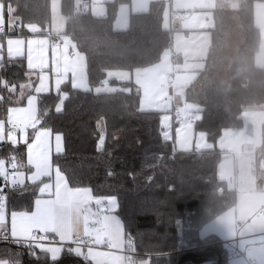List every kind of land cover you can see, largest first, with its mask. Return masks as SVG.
Masks as SVG:
<instances>
[{
  "label": "trees",
  "instance_id": "16d2710c",
  "mask_svg": "<svg viewBox=\"0 0 264 264\" xmlns=\"http://www.w3.org/2000/svg\"><path fill=\"white\" fill-rule=\"evenodd\" d=\"M88 1V0H87ZM240 0L239 8L219 5L213 11L215 26L206 64L196 79L185 87L186 101L199 107L196 131H205L215 142L225 128L243 124L242 111L248 105H264V65L255 63L261 32L254 20V2ZM19 17L15 34H32L29 26L46 34L52 19L51 0H3ZM108 3L105 16L94 15L77 0H61L67 18L65 35L87 59L90 89L66 83L59 91L38 94L41 126L60 132L64 151L53 152L52 164L72 187H88L94 195L117 199V210L125 236L136 241L135 258L150 264H229L219 237H200L202 225L235 204L237 191L218 177L221 151L177 148L174 139L163 136L161 110H142L141 92L133 81L111 78L115 91L94 90L104 83L108 70L133 71L158 62L173 44V28L165 25L166 1L154 0L147 11L130 14L125 29L113 26L119 3ZM242 42L232 69L223 75L230 44V29L236 22ZM29 69L20 59L0 61V119L17 101ZM36 80V79H35ZM6 82L9 88L3 87ZM15 91H10L12 86ZM32 92L34 89L31 90ZM66 98L58 112L61 94ZM103 121V127L98 122ZM174 126V123H173ZM101 138L103 142L101 143ZM26 144L0 143V158L15 152L25 158ZM38 185V183L36 182ZM35 189H11L6 209L30 211ZM66 246L56 264H93ZM36 252V253H35ZM0 259L19 264H52L50 255L34 247L0 241Z\"/></svg>",
  "mask_w": 264,
  "mask_h": 264
},
{
  "label": "crops",
  "instance_id": "0c3cea01",
  "mask_svg": "<svg viewBox=\"0 0 264 264\" xmlns=\"http://www.w3.org/2000/svg\"><path fill=\"white\" fill-rule=\"evenodd\" d=\"M113 1L88 0L84 4L81 0H77V8L85 5L94 15L105 16L108 3ZM153 1L129 0V2L119 3L113 21L114 28H127L130 14L147 11ZM165 1L166 15L164 23L168 28H173L172 47L165 49L160 60L152 65L133 71L127 69L108 70L104 83L95 87L94 90L101 92L118 89V85L110 82L111 78H116L120 81H133L141 92L140 108L142 110H162L164 113L162 108L165 106V110H168V113L173 116V123L174 113L177 110H183L194 121L199 117V107L186 101L184 97L185 87L196 79L206 64V57L212 43V28L215 26L214 9L224 4L230 6L232 0ZM51 14L52 19L48 33L37 34L36 32L39 28L31 25L29 29L32 34L26 36L15 34L19 27V17L13 13L9 6L4 4L3 0H0V25L5 28L9 35L4 40L0 38L1 48L5 57L9 58L7 41L11 39L14 42L11 45V58L22 60L29 69V75H32L33 92H35L39 82L40 73L43 72H48L54 76L53 87L50 90L59 91L62 85L66 83L76 88L79 85L80 89H90L86 70V56L77 49L75 42L64 33L67 18L62 12L61 0H51ZM254 20L261 32V43L255 55V63L258 66H263L264 1L254 2ZM57 36L61 40L58 45L55 44ZM17 40L23 41V43L17 45L15 43ZM29 55L32 58L31 68L29 67ZM55 70H60L62 73L54 75L53 72ZM58 79L62 80L59 90H57L56 86ZM31 90L21 99L33 93ZM19 92L17 93V98ZM64 97H66V94L62 93L61 99L63 98V102ZM58 106L63 107L61 100ZM241 115L243 119L242 126L237 129L225 128L215 142L209 141L205 131H197L195 137L188 140L175 138L174 143L177 148L185 150H206L217 147L221 151V159L217 168L218 177L226 182L229 189L237 191L235 204L205 222L200 228V237L215 235L219 237L224 246L228 242L232 243L237 253L232 258H229V264H264V216H257L259 209L264 206V105H248L243 109ZM183 124L184 122L181 125ZM196 139H199L200 144L196 142ZM260 159L262 167L259 165ZM53 167L55 166L53 165ZM27 169L31 170V167L27 165ZM24 184L37 191L34 198V207L29 212L35 211V201L37 199H48V194L42 195L39 191L40 184L29 182L27 176L24 178ZM51 184L54 191L55 181ZM68 187L88 188L72 187L69 183ZM91 195L101 198L104 204L107 203V197L96 196L92 191ZM117 206L116 204L112 213L108 214L119 219L123 226L122 220L116 212ZM91 207L95 209L96 206L93 203ZM23 211L25 210L9 212L5 208V225L10 235L11 213ZM123 233L124 239H126L124 227ZM48 234L54 240L38 243L46 247H60L62 251L71 244V241H61L59 236L54 233ZM71 247L74 249L76 246L72 245ZM36 248L41 250L38 247ZM93 248L95 251L125 255L124 252L110 249L107 246ZM83 251L86 253L87 248L86 250L83 249ZM48 255L51 254L48 253ZM88 261L95 264V261L91 259Z\"/></svg>",
  "mask_w": 264,
  "mask_h": 264
},
{
  "label": "snow or ice",
  "instance_id": "6c2138e0",
  "mask_svg": "<svg viewBox=\"0 0 264 264\" xmlns=\"http://www.w3.org/2000/svg\"><path fill=\"white\" fill-rule=\"evenodd\" d=\"M11 23V22H10ZM3 26L0 25V31ZM9 45V58H11V45L13 40L7 41ZM17 45L23 41H15ZM29 67H32L31 55L28 57ZM62 83L61 79L56 81L57 90ZM3 87L9 88V85L4 82ZM24 87L23 85L21 86ZM43 80H41V87L37 88V92L43 90ZM10 91H15V86L10 88ZM66 98V97H64ZM35 97L29 98L28 117L31 120V127L36 128L39 123L38 117L32 105ZM63 98L61 99V105ZM58 112L61 107L56 109ZM22 111L20 109H10L7 123L10 127L7 130V139L13 144L16 143L15 134L19 130L24 133L26 137V129L29 124L21 121L13 116V113ZM5 122L0 121V141L5 139ZM51 132L49 129L37 130L34 140V145H29L28 165H31L35 171L32 172L27 178L32 182H42V177L51 175V164L48 158V138ZM57 141V151H60L61 136L59 134L55 137ZM103 138H101V143ZM39 149L35 158L33 157V147ZM6 164L8 166H6ZM24 165L17 160L14 155H11L7 161L0 158V178L12 187H18L24 184V172L20 171ZM11 169V171L9 170ZM55 186L49 183H43L39 188L40 193L43 195L48 194V199H37L35 201V211H23L11 213V236L17 238L18 243H28L32 247V242L40 241L46 238V234L54 233L59 236L61 241H71L76 245L70 251L75 252L76 255L82 256L85 260H93L95 264H138L133 255H121L116 253H106L95 251L92 245H106L110 249H116L120 252L132 251V242L124 239L123 226L119 219L108 214L115 208V198H108L107 203L104 204L101 198L93 197L90 189L69 188L68 181L61 173L59 168L55 171ZM5 196L0 191V236L6 238V212H5ZM95 204V209L91 207ZM44 233V236L39 235ZM36 247L40 248L44 253H50L52 264H56L59 255L62 252L60 247H46L43 244L37 243ZM87 248V252L83 251ZM0 264H19L18 261L0 260ZM139 264H144L140 261Z\"/></svg>",
  "mask_w": 264,
  "mask_h": 264
},
{
  "label": "rangeland",
  "instance_id": "374dc122",
  "mask_svg": "<svg viewBox=\"0 0 264 264\" xmlns=\"http://www.w3.org/2000/svg\"><path fill=\"white\" fill-rule=\"evenodd\" d=\"M81 2H82V0H81ZM239 3H240V0H232V2L230 3V7L232 9H234V10H237L239 8ZM235 14L236 13H234V17L236 19V22L233 25V27L230 29V39L231 40H230V44H229L228 49H227L228 58H227V63L225 65V67H224V72H223L222 76H225V74L227 72H229L232 69V67L234 66L235 61H236V57H237L236 51H237V48L239 47V45L242 42L241 30L239 28V24L237 23V17H236L237 14L236 15ZM1 47H2V44H1V41H0V60H3L5 58V54L3 53ZM60 69H61V71H63L62 68H60ZM61 71L60 70H55L53 73H54V75H56L57 73H62ZM53 77L54 76L50 75V73H48V72L40 73V79H39V82H38V84H37V86L35 88V92L30 93L29 95H27V97H26V99H25V101L23 103L10 105L6 116L4 118L0 119V121H4L5 122V132H4L5 139L3 141H0V143L1 142H8V143H11L14 146L19 145V144H26L27 145V147H26L27 151H26L25 158H21V159L19 158L18 159V161H20L24 165V167L20 169V171L24 172V178H26V176L27 177L30 176L32 174V172L35 171V169L31 165H29L31 167V170H29V169L26 170L27 165H28L29 145H34V140H35V135H36L37 130L46 128V127L41 126L40 123H37L35 129L31 127V120L29 119L28 112L26 111V110L29 109L28 101H29V98H31V97H35L36 98L34 103H33V105H32V108L35 111V115L38 117V115H37L38 114V94L41 93V92H45L47 90L50 91V89L53 87ZM41 80H43L44 87H43V90L41 92H37L36 89L41 87ZM31 81H32V75H29L28 80H26L22 84L24 87L23 88L20 87V90H19L20 92L18 94L17 101H20L21 97H24L27 94V92L32 89ZM77 88H81V87L78 85ZM165 108L166 107L163 106L162 109H163L164 113L162 112V114H161V125H162L163 136L165 138H167V139L169 138L170 140H172V139L175 140V138H181L183 140H188V139H190L192 137H195V134L197 133V131L195 129L194 121L189 118V116H190L189 114H188V117L185 120L184 124L181 125L178 128H175L173 126V118H172L173 116L171 114H169L168 110H165ZM10 109H20V110H22V111H19L17 113H13V116L17 117L21 121H25V122H27L29 124V127L26 129V137H25L24 133H21L19 130L16 131V134H15L16 143L15 144H13L11 141H9L7 139V130H8V126H9V124L7 123V120H8L9 110ZM98 127L100 129L103 127V121H99L98 122ZM46 129H48V128H46ZM50 132H51V135L48 138L47 147H48V158H49V161H50V164H51V175L50 176H46V177H42V182L41 181H37V183L40 184V187L43 186V183L51 184L52 182L55 181V179H56L55 170L57 169V167L56 166L53 167L52 155H53V152L62 153L64 151V139H63L62 134L60 132L53 133L51 130H50ZM57 134H59L61 136L60 152L57 151V141L55 139ZM196 142L197 143L199 142V144H200L199 139H196ZM38 151H39V149L34 146L33 147V157L34 158L37 155ZM259 165L261 167L263 166L261 164V159H260ZM61 173L64 175V173L62 171H61ZM64 177H65V175H64ZM29 182H31V181L29 180ZM87 189H90V188H87ZM113 197L114 196H109L107 198H113ZM114 198H115V201H116V204H117L116 197H114ZM112 211H111V213H112ZM100 252H102V251H100ZM140 261H143L144 264H149L150 263L148 258L141 259Z\"/></svg>",
  "mask_w": 264,
  "mask_h": 264
},
{
  "label": "built area",
  "instance_id": "2783aa9c",
  "mask_svg": "<svg viewBox=\"0 0 264 264\" xmlns=\"http://www.w3.org/2000/svg\"><path fill=\"white\" fill-rule=\"evenodd\" d=\"M82 2L84 4H86L88 1L87 0H82ZM8 33L6 32L5 28L3 27V30L0 31V38L2 40L6 39L8 37ZM60 38L57 36L56 39H55V44L58 45L60 43ZM188 115L183 111V110H177L175 113H174V127L175 128H178L181 126V124L183 122H185V120L187 119ZM10 127V125L8 126V128ZM11 155H14L16 158H17V155L15 152H9L5 158L6 161L7 159L11 156ZM6 166H8L6 164ZM9 170L11 171V169L9 168ZM25 186V184L23 185H20L18 187H12V185L10 183H7L3 180V178H0V191H2L3 195L5 196V205H7V193L9 190L11 189H21ZM6 208V207H5ZM257 216H264V206L259 209L258 211V214ZM7 229V228H6ZM6 238L4 236H0V241H6L8 244L12 243V242H15V243H18L16 242L17 239H14L11 235H10V232L9 230L7 229L6 231ZM39 235L41 236H44L45 234L44 233H39ZM50 240H54L53 237L50 235V234H46V238L43 239V240H40V241H36V242H32V247L30 248L28 246V243H19V244H23L24 246H27L29 250H32L34 247H35V244H37L38 242H42V241H50ZM128 240H131L132 242V251L129 252L127 251V245L125 246V251H124V254L125 255H133L135 257V251H136V241L135 239L132 237V236H127L125 241L127 242ZM76 246L75 244H73L71 242L70 246ZM106 245H92V247H104ZM86 250V248H84ZM225 250L227 252V256L228 258H232L233 256H235V254L237 253V250L235 248V246L228 242L227 244H225ZM250 264H255V263H250Z\"/></svg>",
  "mask_w": 264,
  "mask_h": 264
},
{
  "label": "water",
  "instance_id": "95a60500",
  "mask_svg": "<svg viewBox=\"0 0 264 264\" xmlns=\"http://www.w3.org/2000/svg\"><path fill=\"white\" fill-rule=\"evenodd\" d=\"M186 15H188V14H186ZM36 253V252H35Z\"/></svg>",
  "mask_w": 264,
  "mask_h": 264
}]
</instances>
